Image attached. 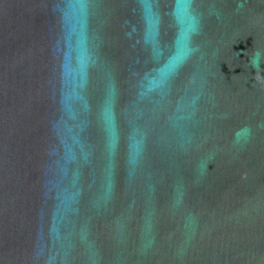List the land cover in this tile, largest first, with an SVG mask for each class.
Instances as JSON below:
<instances>
[{
	"label": "water",
	"instance_id": "water-1",
	"mask_svg": "<svg viewBox=\"0 0 264 264\" xmlns=\"http://www.w3.org/2000/svg\"><path fill=\"white\" fill-rule=\"evenodd\" d=\"M0 264H264V0H0Z\"/></svg>",
	"mask_w": 264,
	"mask_h": 264
}]
</instances>
